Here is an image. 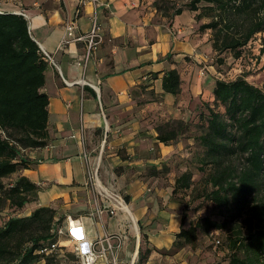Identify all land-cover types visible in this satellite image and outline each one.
I'll list each match as a JSON object with an SVG mask.
<instances>
[{
  "label": "crops",
  "instance_id": "obj_1",
  "mask_svg": "<svg viewBox=\"0 0 264 264\" xmlns=\"http://www.w3.org/2000/svg\"><path fill=\"white\" fill-rule=\"evenodd\" d=\"M152 4L145 0H99L97 5L83 0H0V11L27 18L31 36L53 59L48 61L44 87L49 96L48 145L30 151L38 164L20 175L38 186L33 210L53 207L64 213L62 254L76 244L70 238L69 216L81 220L78 233L88 242L105 235L124 236L117 264L135 262L139 253V246L135 252L133 244L135 224L158 250L171 248L180 231L181 214L160 207L156 195L163 189L150 188L135 176L134 168L158 164L174 151L173 146L158 142L156 126L170 115H181L183 105L201 99L210 88L213 68L205 64L207 69H200L192 58L210 51L211 44L206 36L195 34L194 13L185 11L169 24ZM95 19L103 40L94 52L88 54L84 41L63 43L69 20L77 21V35L90 32ZM157 27H166L170 38L166 40ZM172 68L181 73V93L162 95V75L154 79L153 74ZM146 84H151L146 90L161 95L160 101L142 104L140 99L147 100V94L140 86ZM93 174L103 188L127 195L128 212H97L106 200L91 182ZM111 242L116 245L118 239ZM158 255L154 250L144 264L161 262Z\"/></svg>",
  "mask_w": 264,
  "mask_h": 264
},
{
  "label": "trees",
  "instance_id": "obj_2",
  "mask_svg": "<svg viewBox=\"0 0 264 264\" xmlns=\"http://www.w3.org/2000/svg\"><path fill=\"white\" fill-rule=\"evenodd\" d=\"M152 5L157 12L162 10L157 1ZM185 11L194 13L198 37L211 31V50L205 53L211 58L215 53L220 64L227 59L226 52L241 60L249 42L258 33L264 34V0H189L173 10L170 21L168 14L161 15L171 24ZM47 68L48 61L31 36L27 18L0 12V264H37L45 259L51 264L49 258L60 255L62 249L52 250V245L59 243L58 231L64 221L55 208L38 207L30 215L7 218L2 211L7 205L19 213L36 201L38 186L20 172L38 164L30 151L48 145ZM215 73L211 98L205 103L208 114H199L198 129L192 130L183 119L156 126L158 142L167 146L186 132H197L191 137L203 149L196 160L202 179L197 183L187 169L170 192L191 190L193 199L214 203L223 216L221 221L210 216L188 221L187 203L184 198L179 200L182 223L174 243L196 248L201 232L221 231L226 233L227 264H264V91L243 76L226 80ZM153 77L161 79L162 95L181 93L182 76L177 68ZM150 86H140L147 94V100L140 99L142 104L160 101L155 90H146ZM155 168V164L134 168L135 176L144 181L160 178L162 173ZM153 249L167 252L150 246L145 254L139 250V259L147 261Z\"/></svg>",
  "mask_w": 264,
  "mask_h": 264
},
{
  "label": "rangeland",
  "instance_id": "obj_3",
  "mask_svg": "<svg viewBox=\"0 0 264 264\" xmlns=\"http://www.w3.org/2000/svg\"><path fill=\"white\" fill-rule=\"evenodd\" d=\"M143 1V0H141ZM146 2H159L161 11H158L159 14H168L169 18H172L173 10L176 7L184 6L189 2V0H145ZM163 17V16H162ZM195 19V18H194ZM210 21V19H206ZM206 20L204 22H206ZM170 21V20H169ZM160 34L163 36L165 35L166 40H168V29L166 27H157ZM210 34H206V38L212 37L211 31ZM263 42L262 45L264 47V35H263ZM250 46L246 49L245 56L241 60H234L231 58L232 53L226 52L224 55L226 56V60L223 63H219L220 59H218L217 55L214 53L213 57L211 58L210 55L195 54L192 60L200 66V69H205L206 66L213 67V72L215 75L221 74L226 80H234L239 76L245 77L250 83L255 86H258L264 91V53L261 52L262 46L260 42L255 37L252 42H250ZM204 45V44H202ZM201 50V49H198ZM197 50V51H198ZM206 64V66H205ZM215 68V69H214ZM213 75V74H212ZM214 75V76H215ZM211 76V75H210ZM213 78V76H211ZM210 80V88L212 87V82L214 79L209 78ZM190 86V83H188ZM196 86V85H195ZM209 86L203 91V97L201 98L200 102H193V103H186L183 105L181 115H170L168 118L166 117V121H162L160 124L166 122H173V120L183 119L191 124V129H195L199 127V114L201 112L208 114V110L206 108V100H209L210 97V90ZM210 97V98H209ZM210 103V102H209ZM211 106L217 108L220 111H224L222 106H216L213 102L210 103ZM179 114V113H177ZM198 129V128H197ZM193 134H197V132L190 131L186 132V134L181 135L178 141L172 142L171 145L174 147V151L167 154L165 159L160 160L158 164H155L156 171L162 173L160 178H156L153 180H145L148 183L149 187L153 189H163L156 195L160 207L162 210H172V214H176L175 212L181 213L182 205L179 203V200L184 198L187 204H185L189 208V218L188 221L198 222L200 218L205 216H210L215 220H223V216L220 215L219 210L216 208L214 203L209 201H200L197 199H193L192 191H181L175 195H171V187H174L176 179L187 169L191 170L194 173V179L198 183L202 177V173L199 171V164L196 161L203 152V149L196 143L195 140L192 139L191 136ZM157 147V146H155ZM243 162V161H242ZM159 167L160 169H157ZM129 169V168H128ZM147 172V170H146ZM140 180L144 181L140 178ZM144 181V182H145ZM9 182V178L4 179V183L7 184ZM152 189V191H154ZM159 192V191H158ZM199 193V191H197ZM196 193V195H197ZM124 198L127 195L124 193L121 194ZM193 199V200H192ZM152 202V200L150 199ZM2 211H5L3 214L5 218L8 215H30L33 212V209L29 206L25 208V210H21L19 213L4 205ZM57 210V209H56ZM64 213L62 211L57 210V216L63 217ZM1 220V219H0ZM166 220V219H165ZM0 221V225H1ZM165 225H169L168 221L164 222ZM158 229L160 227L153 225ZM137 234L135 233L133 238V244H135L134 251L137 252V247L139 246V250H142V254H145L146 251L150 248V243L152 242L147 238H144V233L140 226H136ZM134 233V232H133ZM158 233V232H156ZM158 238L160 234H157ZM139 236V237H138ZM226 239V233L221 231L213 230L210 234H206L204 232L200 233L198 244L196 248L190 246L181 247V244L175 245L172 243L171 248L164 249L167 252L163 254L161 251H158L159 255L162 256L161 262L156 260L155 264H227L228 262V249L224 241ZM221 240V245H216V241ZM161 244V243H160ZM137 245V246H136ZM161 247V245H159ZM63 248V245H60ZM163 247V246H162ZM66 248V247H64ZM69 252H65V254L60 253V255H54L53 257L49 258L51 260V264H77L76 255L74 251V246L70 247ZM156 248V247H154ZM154 250V249H153ZM152 252L154 253V251ZM151 252V253H152ZM158 255V256H159ZM150 257V256H149ZM161 258V257H160ZM149 260V258H147ZM147 260V261H148ZM146 261L142 258L139 259V253L136 256L134 264H144ZM37 264H50L48 259L42 260Z\"/></svg>",
  "mask_w": 264,
  "mask_h": 264
},
{
  "label": "built area",
  "instance_id": "obj_4",
  "mask_svg": "<svg viewBox=\"0 0 264 264\" xmlns=\"http://www.w3.org/2000/svg\"><path fill=\"white\" fill-rule=\"evenodd\" d=\"M87 1H91L95 5L99 3V0H83V4H86ZM77 28L78 24L76 20H69L66 23V33L65 38L63 39V43L67 44L70 42L84 41L87 43V50L88 54L90 55L99 47L103 40L100 33L101 28L98 25L96 19L94 21L93 28L88 33H81L76 35ZM263 35V33H258L256 35V38L260 42V45L262 47ZM249 44L251 43L249 42ZM249 46L250 45L247 46V49ZM44 56L47 61L53 62L52 57L48 53L45 52ZM90 180L97 187L99 195L106 200L102 207L97 210L99 214L105 212L109 215H115L119 211L128 212L127 202L121 194L115 191H108L106 188H103L102 185H100L97 174H93L92 176H90ZM67 221L68 229L71 232L70 236H72L70 238L76 240L74 251L78 260V264H117V251L123 244L124 236L105 235L88 242L78 233L81 229V220L79 218L69 216L67 218ZM62 233L63 230L59 229L58 234L62 235ZM115 237L118 239V242L116 245H113L111 240ZM58 247H60L59 243L54 244L52 245V250Z\"/></svg>",
  "mask_w": 264,
  "mask_h": 264
},
{
  "label": "bare ground",
  "instance_id": "obj_5",
  "mask_svg": "<svg viewBox=\"0 0 264 264\" xmlns=\"http://www.w3.org/2000/svg\"><path fill=\"white\" fill-rule=\"evenodd\" d=\"M112 191V190H111ZM129 210H130V208H129ZM131 212V211H130ZM135 214V213H134ZM132 217V216H131ZM134 217V216H133ZM133 220H134V223H136V221H135V218H133ZM138 220V219H137ZM135 227H136V224H135ZM137 229V228H136Z\"/></svg>",
  "mask_w": 264,
  "mask_h": 264
}]
</instances>
